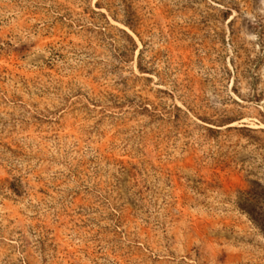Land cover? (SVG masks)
I'll use <instances>...</instances> for the list:
<instances>
[{
  "label": "rangeland",
  "instance_id": "374dc122",
  "mask_svg": "<svg viewBox=\"0 0 264 264\" xmlns=\"http://www.w3.org/2000/svg\"><path fill=\"white\" fill-rule=\"evenodd\" d=\"M0 264H264V0H0Z\"/></svg>",
  "mask_w": 264,
  "mask_h": 264
}]
</instances>
